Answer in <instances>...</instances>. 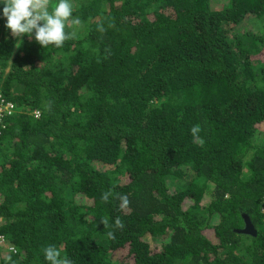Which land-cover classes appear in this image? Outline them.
Here are the masks:
<instances>
[{"label":"trees","instance_id":"16d2710c","mask_svg":"<svg viewBox=\"0 0 264 264\" xmlns=\"http://www.w3.org/2000/svg\"><path fill=\"white\" fill-rule=\"evenodd\" d=\"M222 1L73 0L74 39L16 47L0 72L17 108L0 125V264H47L49 244L73 264H264V0Z\"/></svg>","mask_w":264,"mask_h":264},{"label":"clouds","instance_id":"9594fccd","mask_svg":"<svg viewBox=\"0 0 264 264\" xmlns=\"http://www.w3.org/2000/svg\"><path fill=\"white\" fill-rule=\"evenodd\" d=\"M0 4H3L0 15L6 21L4 27L9 30L7 35L16 39L17 47L23 40L30 41L34 38L41 48H62L66 41L75 38V31L66 30L80 23L79 18L73 16V0H57L54 7L51 6V0H0ZM97 30L103 33L106 29L99 25ZM24 36L26 39H21ZM12 41L14 44L13 39ZM190 131L195 135L200 128L194 125ZM110 195L111 190L103 193L101 199L107 203ZM117 198L121 201V208L128 206L127 196L118 195ZM101 222L108 226L106 218ZM113 226L122 229L124 224L117 217ZM108 235L112 236V233L109 232ZM43 255L47 264H73L71 259L66 255L62 256L61 250L52 244L44 247Z\"/></svg>","mask_w":264,"mask_h":264},{"label":"rangeland","instance_id":"374dc122","mask_svg":"<svg viewBox=\"0 0 264 264\" xmlns=\"http://www.w3.org/2000/svg\"><path fill=\"white\" fill-rule=\"evenodd\" d=\"M52 1V0H51ZM214 1V4H222L223 3V1L222 0H213ZM55 2H53L52 1V3H51V6H55ZM79 25V24H78ZM77 25V26H78ZM246 26V28H248L249 26H250V23H245V21H242L240 24H239V26L237 27L238 29H242V27H245ZM11 38L14 40V44H13V47H12V49H11V52H10V54H9V56L7 57V59L4 61V63H3V65H2V62L3 61H0V72H2V74H1V76H3L6 72H7V70H8V66H9V62H10V60H11V54H13L14 53V51H15V49H16V47H17V41H16V39H14L12 36H11ZM21 39H26V36H24V37H22ZM264 56V53H258L257 54V56L256 57H258V58H262ZM9 83H10V88H11V90L12 91H17V90H19V88H18V84H16V82L15 81H9ZM260 128H262L261 126H259V130H261ZM75 197L77 198V199H81V198H83V196H81V195H79V193H77L76 195H75ZM200 204H202L203 205V203L202 202H200ZM217 218H218V216L216 215V214H213V215H211V217H209L208 218V222L209 223H212V224H214V223H216L217 222ZM3 221V218H1L0 217V222H2ZM202 234L203 235H208V236H210L211 235V230L208 228V229H205L204 230V232H202ZM146 240H147V242L149 243V246L155 251V250H159V248H160V246H161V243L164 241V239H162L163 237H161L159 240L158 239H156V240H153L152 238H150L149 237V235H147L146 234ZM158 240V241H157ZM0 249H2V250H5V249H9V247H7V245H5L4 244V241H3V238L2 237H0ZM0 257H1V254H0Z\"/></svg>","mask_w":264,"mask_h":264},{"label":"built area","instance_id":"2783aa9c","mask_svg":"<svg viewBox=\"0 0 264 264\" xmlns=\"http://www.w3.org/2000/svg\"><path fill=\"white\" fill-rule=\"evenodd\" d=\"M17 111V108L15 106V103L3 101V99L0 97V125L3 119L4 115H10ZM10 248V247H9Z\"/></svg>","mask_w":264,"mask_h":264},{"label":"water","instance_id":"95a60500","mask_svg":"<svg viewBox=\"0 0 264 264\" xmlns=\"http://www.w3.org/2000/svg\"><path fill=\"white\" fill-rule=\"evenodd\" d=\"M243 225L236 229V232L247 233L253 235L255 233L252 223L249 221L247 215L242 214Z\"/></svg>","mask_w":264,"mask_h":264}]
</instances>
